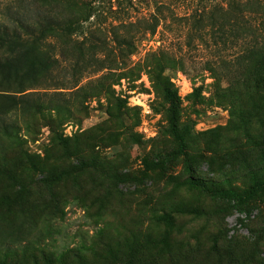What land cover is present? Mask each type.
Wrapping results in <instances>:
<instances>
[{
	"label": "rangeland",
	"instance_id": "374dc122",
	"mask_svg": "<svg viewBox=\"0 0 264 264\" xmlns=\"http://www.w3.org/2000/svg\"><path fill=\"white\" fill-rule=\"evenodd\" d=\"M50 1L84 94L59 133L92 159L49 190L53 114L23 123L0 264H264V0Z\"/></svg>",
	"mask_w": 264,
	"mask_h": 264
},
{
	"label": "trees",
	"instance_id": "16d2710c",
	"mask_svg": "<svg viewBox=\"0 0 264 264\" xmlns=\"http://www.w3.org/2000/svg\"><path fill=\"white\" fill-rule=\"evenodd\" d=\"M36 1L16 0L0 12V195L3 206L9 208H15L14 200H22L20 173L27 165L33 169L37 158L24 147L21 130L23 123L29 124L26 120L52 113L49 126L55 140L53 147L61 152V158L70 161L69 172L61 169L41 175L40 181L49 190L53 191L66 174L84 169L92 159L84 155L78 137L72 146L71 140L59 133L65 120L74 115L70 97H75L78 103L84 96L78 88L81 79L78 63L60 64L52 42L55 33L73 30L68 24L70 19L62 17L59 6L50 0ZM201 24L199 21L197 28ZM253 56L264 67V52ZM254 190H264V182L258 183Z\"/></svg>",
	"mask_w": 264,
	"mask_h": 264
}]
</instances>
